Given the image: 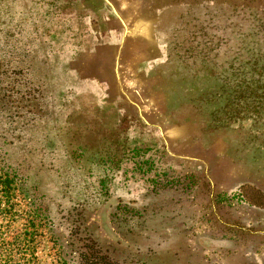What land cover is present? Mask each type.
Masks as SVG:
<instances>
[{
    "label": "rangeland",
    "instance_id": "rangeland-1",
    "mask_svg": "<svg viewBox=\"0 0 264 264\" xmlns=\"http://www.w3.org/2000/svg\"><path fill=\"white\" fill-rule=\"evenodd\" d=\"M263 19L264 0H0L9 240L33 205L38 263L92 241L116 264H264Z\"/></svg>",
    "mask_w": 264,
    "mask_h": 264
},
{
    "label": "trees",
    "instance_id": "trees-1",
    "mask_svg": "<svg viewBox=\"0 0 264 264\" xmlns=\"http://www.w3.org/2000/svg\"><path fill=\"white\" fill-rule=\"evenodd\" d=\"M14 185L10 178H0V199L3 200V204H0V264H42L37 262L36 237L42 227H47L48 222L46 219L40 220L44 226L37 223L40 219L38 208L33 205L28 206V212L24 211L27 217L22 232L11 240L8 238L12 227L21 221L18 205L13 203L17 193ZM14 249H17L18 253H13ZM16 254H20L21 259H18ZM78 254L80 264H116L110 261L92 241L84 244ZM57 262L68 264L66 257L62 255L58 257Z\"/></svg>",
    "mask_w": 264,
    "mask_h": 264
}]
</instances>
